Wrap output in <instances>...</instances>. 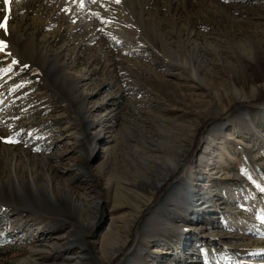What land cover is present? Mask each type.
I'll list each match as a JSON object with an SVG mask.
<instances>
[{
	"label": "rangeland",
	"instance_id": "1",
	"mask_svg": "<svg viewBox=\"0 0 264 264\" xmlns=\"http://www.w3.org/2000/svg\"><path fill=\"white\" fill-rule=\"evenodd\" d=\"M65 2L0 0V264H264V0Z\"/></svg>",
	"mask_w": 264,
	"mask_h": 264
},
{
	"label": "bare ground",
	"instance_id": "2",
	"mask_svg": "<svg viewBox=\"0 0 264 264\" xmlns=\"http://www.w3.org/2000/svg\"><path fill=\"white\" fill-rule=\"evenodd\" d=\"M74 1H78V3H83V1L84 0H66V2L65 3H67V5H71L70 3H72V2H74ZM86 2V1H85ZM76 4V3H75ZM72 5V6H76V5ZM131 4V8L130 9H132V12H133V14L134 13H137V15L139 16L138 17V20L140 21V22H144V19H143V13H142V10H140V11H135V6L133 5V3H130ZM78 5V4H77ZM89 6V5H88ZM87 7V6H86ZM92 7H94L93 6V3L91 4V8ZM93 9V8H92ZM95 9V8H94ZM89 10V9H88ZM90 12V11H89ZM6 28V27H5ZM4 29V28H3ZM3 33H5V36H10L9 35V33H8V31L6 30L5 31V29H4V31H3ZM3 37V36H2ZM9 41V40H8ZM11 45V44H10ZM22 49V48H21ZM20 49V50H21ZM19 52V51H18ZM21 52V51H20ZM19 52V53H20ZM42 52V51H41ZM22 54H23V57H25V58H27V59H29V60H31L32 62H33V66H34V61H33V57L32 56H29L28 54H26L25 53V51L23 50L22 51ZM180 53L178 52L177 53V58L179 59L180 58ZM182 58H184L183 60H182V65H184L186 68H187V70H189V71H191L192 73V76H193V78H194V76H195V78L199 81V82H202V79L199 77V73L198 72H196V69L194 68V65H193V60H189V59H187L186 57H182ZM181 62V61H180ZM234 91H237V89L235 88V90ZM263 108V107H262ZM13 156H12V162L14 161L15 162V160H17V158H19V157H25V160L24 161H26V160H29V156H30V158H33V159H35V158H39V160H40V157H37L35 154L34 155H30L29 154V151L27 152L26 150H24L23 148H19V151H13ZM42 161H40V163H41ZM42 165H47V163L45 162V161H43L42 162ZM44 167H46V166H44ZM48 168V167H47ZM27 169V171L29 172L30 171V166H26V168H25V170ZM31 172H29V174H30ZM30 179L33 181V175L32 174H30ZM115 185H120V184H118L117 182L115 183ZM49 186V185H48ZM123 189H127V187H125V186H115V188L113 189V192H114V197L116 198V197H120L121 195H123V196H125L126 198H128V190H125V193H121L120 192V190H123ZM75 193V192H74ZM69 195V194H68ZM118 195V196H117ZM66 196V195H65ZM55 199V202L57 201V199L56 198H54ZM69 204H70V206L73 208L72 210H77V209H84V210H87V213L85 214V218H83V221H82V223H80L79 224V226L80 227H82V229L83 230H85L86 228H87V226L89 225V223H90V221L92 220V214L96 211L95 209H94V207H98V203H92V204H90L89 206H85V203H84V201H83V198H82V196L80 195V194H78V193H76V195L74 196V198H72V200H70V202H69ZM87 204V203H86ZM56 207H58L59 209H57L58 211H60L61 213H63V211H64V208L62 209L61 208V205L59 204V202H56ZM90 210H91V212H90ZM95 210V211H94ZM78 211V210H77ZM60 213V214H61ZM65 213V212H64ZM82 215V214H81ZM96 215V214H95ZM80 216V215H79ZM79 218V217H78ZM80 219V218H79ZM113 220V219H112ZM112 228V227H111ZM35 231H36V229H34ZM109 234H110V232L109 233H107V235L105 236V237H103V239H101L102 241L100 242L101 244H100V250H101V253H104L103 255H101L100 257L98 256L97 258L100 260V262L101 263H103V261H107V262H109L110 261V259H111V256L116 252V247H115V245H113V246H110L109 247V249H107V245H110V241H109ZM116 236V235H115ZM109 238V239H108ZM77 240H79L80 242H83L82 241V239L79 237V236H77ZM103 242V243H102ZM83 246V245H82ZM84 247V246H83ZM67 264H81V260H80V258H75V259H73V260H68V263ZM92 264H95V263H92Z\"/></svg>",
	"mask_w": 264,
	"mask_h": 264
},
{
	"label": "snow or ice",
	"instance_id": "3",
	"mask_svg": "<svg viewBox=\"0 0 264 264\" xmlns=\"http://www.w3.org/2000/svg\"><path fill=\"white\" fill-rule=\"evenodd\" d=\"M94 2V0H93ZM116 2H119V0H116ZM3 3L7 5L9 3V0H3ZM83 6V3L81 4ZM8 19L7 15L4 17V21L6 22ZM0 28H5V23H0ZM6 48V44L3 41H0V51H3ZM13 63H16V61H13Z\"/></svg>",
	"mask_w": 264,
	"mask_h": 264
},
{
	"label": "flooded vegetation",
	"instance_id": "4",
	"mask_svg": "<svg viewBox=\"0 0 264 264\" xmlns=\"http://www.w3.org/2000/svg\"><path fill=\"white\" fill-rule=\"evenodd\" d=\"M26 66V65H25ZM28 69H29V71L30 72H32V70H31V67H29V66H26ZM33 73V72H32ZM35 73V72H34ZM35 75L38 77V80H44V78L42 77V76H40V73H35ZM41 78H43V79H41Z\"/></svg>",
	"mask_w": 264,
	"mask_h": 264
},
{
	"label": "water",
	"instance_id": "5",
	"mask_svg": "<svg viewBox=\"0 0 264 264\" xmlns=\"http://www.w3.org/2000/svg\"><path fill=\"white\" fill-rule=\"evenodd\" d=\"M263 105H261V107H262ZM180 166H183V163L182 164H180Z\"/></svg>",
	"mask_w": 264,
	"mask_h": 264
}]
</instances>
